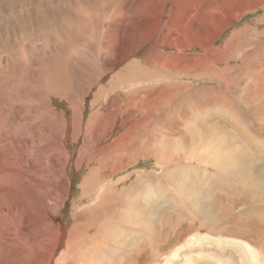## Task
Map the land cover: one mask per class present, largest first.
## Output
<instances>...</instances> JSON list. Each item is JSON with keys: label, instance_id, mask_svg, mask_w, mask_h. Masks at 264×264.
Returning <instances> with one entry per match:
<instances>
[{"label": "rangeland", "instance_id": "374dc122", "mask_svg": "<svg viewBox=\"0 0 264 264\" xmlns=\"http://www.w3.org/2000/svg\"><path fill=\"white\" fill-rule=\"evenodd\" d=\"M0 111V264H264V0H0Z\"/></svg>", "mask_w": 264, "mask_h": 264}, {"label": "bare ground", "instance_id": "6f19581e", "mask_svg": "<svg viewBox=\"0 0 264 264\" xmlns=\"http://www.w3.org/2000/svg\"><path fill=\"white\" fill-rule=\"evenodd\" d=\"M149 1V0H148ZM155 1V0H154ZM177 2V1H176ZM95 6V5H94ZM146 6V5H145ZM144 6V7H145ZM150 6V5H149ZM155 6V5H154ZM123 8V7H122ZM147 10H148V8H147ZM83 12V11H82ZM142 13H144V12H142ZM162 13V12H161ZM139 15V14H138ZM152 15V14H151ZM148 16V15H147ZM153 16V15H152ZM160 17V16H159ZM117 25V24H116ZM149 34V33H148ZM157 40V39H156ZM146 41V40H145ZM108 42V41H107ZM156 42V41H155ZM156 47V46H155ZM123 49V48H122ZM137 61V60H136ZM136 64V63H135ZM171 66V65H170ZM168 69V68H167ZM189 69V68H188ZM197 69V68H196ZM182 70V69H181ZM53 74V73H52ZM160 74V73H159ZM167 74V73H166ZM260 80V79H259ZM199 106V105H198ZM263 108V107H262ZM1 113H2V111H0ZM27 132H28V130H27ZM6 133V132H5ZM26 133V132H25ZM29 133H30V131H29ZM31 133H33V132H31ZM30 133V134H31ZM36 133V132H35ZM43 133V132H42ZM41 133V134H42ZM6 135H8V134H6ZM5 134L3 135L4 137L6 136ZM12 135V134H11ZM0 138H1V136H0ZM37 138H38V136H37ZM7 139V138H6ZM3 140V139H2ZM24 140V139H23ZM36 140V139H35ZM38 140V139H37ZM9 141V140H8ZM5 142V141H4ZM35 142V141H34ZM1 143H3V142H1L0 141V144ZM9 143V142H8ZM33 143V142H32ZM28 145H30V142L29 141H26L25 142V147H27ZM238 146V145H237ZM52 147H58L57 145L56 146H52ZM1 149H2V147H1ZM0 149V161H1V165L2 166H0V177H3V179H1L0 178V191H2V193H0L1 194V197L3 198V197H5V196H7L6 195V193L8 194V191H10V187H15L17 190L18 189H22L21 191L23 192L24 191V193L25 194H27V191H26V187H25V185H24V183H23V178H22V176L23 175H27V173H26V170H25V168L23 167H21V165L22 164H24V162L23 161H21V159L20 160H18V161H20V167L22 168H19V170L17 171V173L13 170V167H12V165L10 164L11 162H10V159H8V157H9V155H10V153L11 152H13V150L12 151H10V150H1ZM15 150V149H14ZM25 150V149H24ZM4 151H6V153L4 152ZM2 152H4L5 153V155H2ZM22 152V151H21ZM24 152V151H23ZM211 152V151H210ZM13 153H15V152H13ZM25 153V152H24ZM12 154V153H11ZM16 154V153H15ZM14 154V155H15ZM7 155H8V157H7ZM13 155V156H14ZM20 155V154H19ZM24 155V154H23ZM16 156V155H15ZM18 156V155H17ZM21 157H22V155H20ZM25 157V156H24ZM11 158V157H10ZM220 158V157H219ZM52 159V161H51V163H54L55 162V160H56V155H54V157L53 158H51ZM54 159V160H53ZM85 159V158H84ZM37 161H40V160H37ZM40 164V163H39ZM26 165V164H25ZM24 165V166H25ZM41 165V164H40ZM65 165V164H64ZM17 166V165H16ZM19 166V165H18ZM23 166V165H22ZM32 166V165H31ZM39 166V165H38ZM58 169H57V168ZM42 168V167H41ZM53 168V167H52ZM54 168H56L55 169V172L57 171L59 174H61V175H63V173L61 172V171H59V166H54ZM27 169V168H26ZM13 170V171H12ZM30 170V169H29ZM28 170V171H29ZM43 170H40L39 169V171H37V173H40V172H42ZM53 171V170H52ZM64 171V170H63ZM15 172V173H14ZM30 172V171H29ZM12 173L14 174V176L12 175ZM16 174H18L19 175V177L16 175ZM58 174V177H57V181L58 182H60V178H62L61 177V175H59ZM16 176H17V178H16ZM35 176V175H34ZM13 178H15V179H13ZM10 179H12V181L10 180ZM61 182L64 184V186L67 188V184H66V181L65 180H61ZM56 190H54L53 192H55ZM65 195V194H64ZM35 196V195H34ZM11 206L12 207H14L11 203H8V204H0V221L1 220H3L4 222H5V225H3V226H5V227H7L8 225H7V222H9L10 221V217L12 216L13 218L15 217V214L14 213H16V208H11ZM20 206H22V203H20ZM13 213V214H12ZM8 214V215H7ZM10 214V215H9ZM26 221H27V219H26ZM55 221V220H54ZM24 222H25V220H24ZM31 222V218H30V220L28 221V223L26 224V226H24V227H21L20 225H17L16 226V229H15V232H14V234H12L13 236L12 237H19V238H22V239H24L27 235V233L29 232L28 231V226H29V223ZM18 223V222H17ZM2 224H4V223H2ZM19 224V223H18ZM74 227V226H73ZM82 227V226H81ZM84 227V226H83ZM78 228H80V227H78ZM47 229V228H46ZM73 230V229H72ZM3 231V230H2ZM9 229L7 228L6 229V231L4 230V232L3 233H6V236H5V238H4V240H9V237H10V233H9ZM74 231V230H73ZM76 231V230H75ZM81 231V230H80ZM77 232V231H76ZM78 233V232H77ZM100 233V232H99ZM59 234V233H58ZM66 234V233H65ZM68 235V234H67ZM66 235V236H67ZM78 235H79V233H78ZM77 234L75 235H73V236H78ZM61 236H63V235H61ZM60 236V237H61ZM72 236V237H73ZM69 237H71V236H69ZM13 239V238H12ZM63 239V238H62ZM70 239V238H69ZM74 239V238H73ZM73 239H71L73 242H75ZM26 240V239H25ZM61 240V239H60ZM76 240V239H75ZM232 240H237L242 246H240V248H238L236 251L239 253L238 254V259H239V264H262V258L260 259V252L254 247V246H252L251 244H249V243H247L246 241H243V239L242 240H238V238L236 239H232ZM65 241V240H64ZM68 241V240H67ZM69 242H71V241H69ZM72 243V242H71ZM234 243V242H233ZM73 244V243H72ZM77 244V243H76ZM228 244V243H227ZM60 245V244H59ZM59 245H57L56 244V246H54L55 248H58V247H60ZM69 245V244H68ZM75 245V244H74ZM80 245V244H79ZM76 246V245H75ZM53 247V248H54ZM71 247V246H70ZM31 248V247H30ZM71 248H74V247H71ZM23 249V248H22ZM69 250H70V248H69ZM239 250V251H238ZM31 252V251H30ZM72 252V251H71ZM52 253V252H51ZM55 253V252H54ZM60 253V252H59ZM72 253H74V250H73V252ZM76 253V252H75ZM13 254V253H12ZM28 255V254H27ZM74 255V254H73ZM54 256V255H53ZM75 257V256H74ZM210 257V256H209ZM216 260V264H226V262L227 261H224V260H222V259H220V258H216L215 259ZM231 261H229V263L228 264H233V263H235L234 261H233V259H230ZM218 262V263H217ZM144 264V263H143Z\"/></svg>", "mask_w": 264, "mask_h": 264}]
</instances>
